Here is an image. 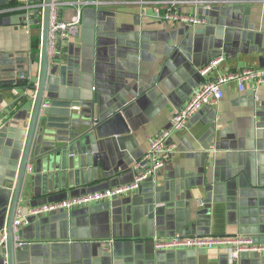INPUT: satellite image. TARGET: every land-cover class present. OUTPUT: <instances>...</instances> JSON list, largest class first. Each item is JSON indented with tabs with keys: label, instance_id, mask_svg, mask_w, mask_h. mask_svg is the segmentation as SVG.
Masks as SVG:
<instances>
[{
	"label": "crops",
	"instance_id": "crops-1",
	"mask_svg": "<svg viewBox=\"0 0 264 264\" xmlns=\"http://www.w3.org/2000/svg\"><path fill=\"white\" fill-rule=\"evenodd\" d=\"M226 1L209 10L182 7L203 20L198 26L161 22L152 5L84 8L82 30L57 55L55 76L60 78V67H78L67 72L68 88L78 98L93 97L98 109L128 108L131 130L101 141L105 166L98 170V182L21 201L23 209L86 194L88 187L131 183L134 164L145 156L150 140L171 127L193 90L227 73L264 68V0ZM26 4L0 0V55L26 53L15 58L28 65L15 80L26 76L38 85L42 53L38 64H29L32 40L42 39L43 16L36 9L26 13ZM75 15L74 7L61 9L65 21ZM217 57L224 59L220 66L202 76L200 70ZM5 79L0 69V169L7 141L27 129L34 107L27 87ZM224 92L185 129L173 131L174 152L153 183L69 214L30 217L21 232L30 247L17 264H261L258 254L232 263L219 249L165 254L155 249V239L178 233L249 235L264 244V85L247 83L242 92L230 82ZM30 165L36 175L35 164ZM4 227L0 212V232ZM104 241H113L114 248H104ZM3 260L0 253V264Z\"/></svg>",
	"mask_w": 264,
	"mask_h": 264
},
{
	"label": "water",
	"instance_id": "water-1",
	"mask_svg": "<svg viewBox=\"0 0 264 264\" xmlns=\"http://www.w3.org/2000/svg\"><path fill=\"white\" fill-rule=\"evenodd\" d=\"M51 3L52 0H46L42 22L40 81L37 87L33 86V89H37V96L35 102L31 101L34 107L30 123L26 130L20 129L21 135L20 131L16 132L14 137L7 141L3 155L5 164L0 169V212L4 228L8 231L9 264L20 263L23 259L20 258V254L30 247L28 244L19 249L14 248L13 222L21 201L92 186L99 180L98 170L104 169L105 166L102 161L101 141L128 135L131 130L128 108L112 106L106 110L98 109L93 97L78 98L75 96V90L68 88L67 72L72 69L78 70V67L75 69L72 66L60 67V78L55 76L56 58L51 62L48 54ZM25 55L26 53L0 55V69L6 76L4 82L23 83L20 80L16 81L15 77L28 65L18 62L15 58ZM32 62L31 59L30 63ZM31 64L29 66L34 65ZM74 76L78 79L77 75ZM74 88L77 89V86ZM83 88L82 84V90ZM83 101L87 103H82ZM43 103H46L47 107L43 108ZM32 163L35 164L36 175L27 172V167ZM137 173L135 171V175ZM153 180L154 178H151L144 182L136 192L140 191L145 183H153ZM9 185L13 188H8ZM98 190L101 189L88 187L85 193ZM255 241L259 240L255 238ZM0 253L3 255L2 249ZM257 260L264 264V257Z\"/></svg>",
	"mask_w": 264,
	"mask_h": 264
},
{
	"label": "built area",
	"instance_id": "built-area-1",
	"mask_svg": "<svg viewBox=\"0 0 264 264\" xmlns=\"http://www.w3.org/2000/svg\"><path fill=\"white\" fill-rule=\"evenodd\" d=\"M35 0H27L25 12L30 14L32 10H37L44 17L46 9V0L34 4ZM142 4L144 6L152 5L156 10V19L165 23L184 24L188 26L201 25L203 20L195 15L186 14L181 11L182 7L193 6L195 8L210 9L214 5L228 4L226 0H162L160 2L149 1H124V0H52L50 24H49V60L52 62L63 49V46L74 36H77L82 30V15L84 8L94 6L96 8H114L122 4ZM74 7L76 15L71 21H65L61 17L63 7ZM163 9V10H162ZM42 53V39H41ZM223 57H217L208 65L200 70L202 76H208L216 70L223 62ZM21 80L27 82L28 91L32 94V101L35 102L37 89H31L35 86L30 77L22 76ZM236 82L240 91L246 90L247 83H254L256 88L264 85V68H248L238 72H231L219 76L196 88L191 93L188 101L180 108L172 120L171 127L163 129L157 133L149 143V149L142 160L134 164L133 170L138 173L133 182L113 188L86 193L79 196H71L66 199L48 202L36 207L25 210L19 205L13 222V242L14 248L19 249L28 245L21 238L22 230L29 224L30 217H38L58 212L70 213L75 209H81L92 205L105 203L113 198H123L133 195L141 185L147 180L154 178L157 173L166 165L171 158L174 147L170 144L173 131H182L189 122L203 108L217 104L225 96L224 87L227 83ZM33 84V86H31ZM37 87V85H36ZM27 89V88H26ZM43 108L47 107L43 103ZM32 166L27 167L28 174H32ZM102 246L111 250L113 241H104ZM3 250L4 264L8 262V231L4 228L0 232V250ZM155 249L161 251L177 250H214L225 251L230 261L235 263L242 255L258 254L264 257V244H258L255 238L249 235H229V236H187L178 233L168 238L155 239Z\"/></svg>",
	"mask_w": 264,
	"mask_h": 264
},
{
	"label": "trees",
	"instance_id": "trees-1",
	"mask_svg": "<svg viewBox=\"0 0 264 264\" xmlns=\"http://www.w3.org/2000/svg\"><path fill=\"white\" fill-rule=\"evenodd\" d=\"M40 2H42V0H35L33 3L38 4ZM40 44H41V38L40 37L32 40V44H31V54H32V61H33L32 64H38L39 63V58H40V53H41ZM21 85L24 87H27L28 84H27V82H23ZM31 86H33V84ZM30 88L32 89L33 87H30Z\"/></svg>",
	"mask_w": 264,
	"mask_h": 264
}]
</instances>
